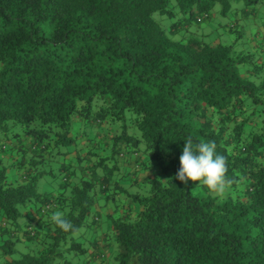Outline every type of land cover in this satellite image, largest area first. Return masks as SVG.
Segmentation results:
<instances>
[{"label": "trees", "instance_id": "obj_1", "mask_svg": "<svg viewBox=\"0 0 264 264\" xmlns=\"http://www.w3.org/2000/svg\"><path fill=\"white\" fill-rule=\"evenodd\" d=\"M238 1L0 0V264H264V32L202 24ZM188 137L226 157L224 197L174 179Z\"/></svg>", "mask_w": 264, "mask_h": 264}, {"label": "rangeland", "instance_id": "obj_2", "mask_svg": "<svg viewBox=\"0 0 264 264\" xmlns=\"http://www.w3.org/2000/svg\"><path fill=\"white\" fill-rule=\"evenodd\" d=\"M236 9L230 10L229 12L225 13V15H222L219 13V4L215 3L211 10H210V17L206 19L202 24H205L203 26H212L213 29L211 31L212 34H210V37L215 36L219 39H223L226 42L233 41V43L238 46L241 45L246 49L247 46L251 45L250 40H256V36H258L262 31L264 32V0H260L259 2L252 4V5H244L241 1H238L236 4ZM245 13V15H242V13ZM153 17L160 22L161 25H163L166 29H168V26L170 22H173L176 20V17H167L165 14H161L158 12H154ZM234 20V23L236 24V27L239 28L241 34L237 38L234 39V34H228L225 33L224 35L221 32V26L229 22V20ZM205 29V28H204ZM220 33V34H218ZM56 160V158H55ZM59 160V159H57ZM57 161L49 162V165H46L49 167L53 164L52 168L54 170V175L49 176L45 175L37 179L36 182V188L39 190H50L52 188H55L57 186V182L60 181V175L57 173ZM51 163V164H50ZM11 168L7 169L8 174L11 173ZM101 221L105 224L108 220H106L104 215H101L100 217ZM79 230L72 233L74 237L79 236ZM89 233V232H87ZM85 234V233H84ZM93 234V233H92ZM99 235V234H98ZM100 236V235H99ZM85 237L91 238L92 236L90 234H85ZM87 239L84 238L85 245ZM99 240V239H98ZM116 251L115 245H111L108 248L109 254L108 256V262L107 264H118L117 260L113 257ZM69 261H79L80 264H83L81 262L82 260V254H75V255H67ZM134 264H138L136 261H134Z\"/></svg>", "mask_w": 264, "mask_h": 264}, {"label": "clouds", "instance_id": "obj_3", "mask_svg": "<svg viewBox=\"0 0 264 264\" xmlns=\"http://www.w3.org/2000/svg\"><path fill=\"white\" fill-rule=\"evenodd\" d=\"M215 141L195 142L186 138L179 157L180 167L174 179L184 185L189 181L207 188L215 197H224L234 181L227 175V159L216 151ZM51 220L64 232L74 231L75 226L64 217L61 211H55Z\"/></svg>", "mask_w": 264, "mask_h": 264}, {"label": "crops", "instance_id": "obj_4", "mask_svg": "<svg viewBox=\"0 0 264 264\" xmlns=\"http://www.w3.org/2000/svg\"><path fill=\"white\" fill-rule=\"evenodd\" d=\"M87 251H89V248L87 249ZM108 254H109V252H106V253H105V256L107 257V259H108V256H107ZM84 255L86 256V257L84 256V258H87L88 255H89V253H87V254L85 253ZM96 261H97V260H96ZM98 261H99V260H98Z\"/></svg>", "mask_w": 264, "mask_h": 264}]
</instances>
